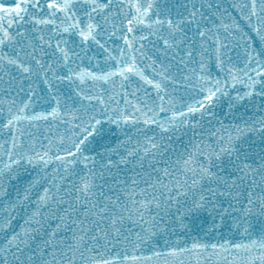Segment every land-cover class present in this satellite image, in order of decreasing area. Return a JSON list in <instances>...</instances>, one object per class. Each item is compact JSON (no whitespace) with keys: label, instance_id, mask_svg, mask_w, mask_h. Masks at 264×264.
I'll list each match as a JSON object with an SVG mask.
<instances>
[{"label":"snow or ice","instance_id":"obj_1","mask_svg":"<svg viewBox=\"0 0 264 264\" xmlns=\"http://www.w3.org/2000/svg\"><path fill=\"white\" fill-rule=\"evenodd\" d=\"M0 264H264V0H0Z\"/></svg>","mask_w":264,"mask_h":264}]
</instances>
